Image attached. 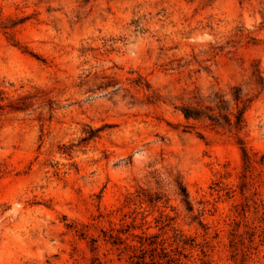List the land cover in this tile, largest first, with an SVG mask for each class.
Masks as SVG:
<instances>
[{
	"label": "rangeland",
	"instance_id": "1",
	"mask_svg": "<svg viewBox=\"0 0 264 264\" xmlns=\"http://www.w3.org/2000/svg\"><path fill=\"white\" fill-rule=\"evenodd\" d=\"M0 22V264H264V0H0ZM235 85L248 173L177 109Z\"/></svg>",
	"mask_w": 264,
	"mask_h": 264
},
{
	"label": "trees",
	"instance_id": "2",
	"mask_svg": "<svg viewBox=\"0 0 264 264\" xmlns=\"http://www.w3.org/2000/svg\"><path fill=\"white\" fill-rule=\"evenodd\" d=\"M7 27L8 25L0 22V28ZM254 74L257 76V84L263 87L264 78L260 74L259 69H255ZM0 94H2L1 89ZM194 98L195 100L193 101L183 102L177 106V109L183 114L187 122H201L213 129L234 133L237 136L238 143L241 145L245 162V173L251 171L255 162L254 154L247 148L242 132L247 125L246 112L251 107L255 95L245 93L240 85H235L231 87L229 98L218 91L213 96H210L209 100H204L197 95ZM192 127H194L193 124L187 125V128ZM183 190L186 192L185 189Z\"/></svg>",
	"mask_w": 264,
	"mask_h": 264
}]
</instances>
